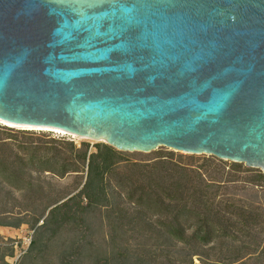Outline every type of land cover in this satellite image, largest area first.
I'll use <instances>...</instances> for the list:
<instances>
[{
	"label": "water",
	"instance_id": "obj_1",
	"mask_svg": "<svg viewBox=\"0 0 264 264\" xmlns=\"http://www.w3.org/2000/svg\"><path fill=\"white\" fill-rule=\"evenodd\" d=\"M0 121L264 172V0H0Z\"/></svg>",
	"mask_w": 264,
	"mask_h": 264
},
{
	"label": "rangeland",
	"instance_id": "obj_2",
	"mask_svg": "<svg viewBox=\"0 0 264 264\" xmlns=\"http://www.w3.org/2000/svg\"><path fill=\"white\" fill-rule=\"evenodd\" d=\"M97 145L105 144L0 124V213L13 212L0 214V223L14 225H0V264H115L112 258L123 263L126 257L132 264L144 255L138 250L143 244L170 240L159 226L170 217L164 206H174L169 197L179 199L186 188L202 191L206 206L220 220L213 243L190 251H197L195 264L199 259L264 264V172L212 156L164 147L148 154L116 151L113 172L104 177L105 199L98 197L84 211L71 205L50 219L55 206L82 195L88 169L81 157L86 150L96 153ZM63 163L70 172L54 174ZM143 189L153 193L152 201L161 197L158 202L164 205L146 199L139 204ZM187 207L197 214L204 209L190 202ZM196 213L179 220L187 238L196 227Z\"/></svg>",
	"mask_w": 264,
	"mask_h": 264
},
{
	"label": "trees",
	"instance_id": "obj_3",
	"mask_svg": "<svg viewBox=\"0 0 264 264\" xmlns=\"http://www.w3.org/2000/svg\"><path fill=\"white\" fill-rule=\"evenodd\" d=\"M33 131V130H31ZM49 132V131H47ZM58 134V133H57ZM62 135V134H61ZM69 136V135H68ZM96 153H91L89 151H85L82 154V161L83 163H87V180L84 185V191L82 195L79 196H71L63 201L60 205L55 206L50 212L49 216L50 219H53L57 212L62 211L63 209L67 210L71 207V205H79L81 206V210L84 211L87 208H90L93 205L97 204L98 197H102L105 199V187H104V177L113 172V168L116 162L117 153L112 148L106 145H97ZM0 166H4L2 161H0ZM61 171L56 172V175H62L64 173H68L69 165L63 163L60 167ZM53 173V172H52ZM16 173H14L15 175ZM17 181L18 176L15 177ZM12 184V183H10ZM177 184V183H176ZM14 189H23V187H18L17 184L13 183L11 185ZM28 189L32 186L30 184L26 185ZM177 186V185H176ZM181 185L177 186L180 187ZM26 187V188H27ZM37 187V193H38ZM27 190V189H26ZM186 191V193H184ZM155 195V194H154ZM153 193H150L149 190H144L140 193L139 204H143L144 199H146L149 203H159L158 199L159 196L155 195V201H152ZM206 196V195H205ZM184 197L186 199H184ZM176 202L174 206H170L172 203L169 202L168 211H169V219L166 222L160 223V230L169 235L170 240H167L162 243H155L154 245L143 244L142 247H139L138 250L144 252L142 257L132 260V264H151L158 262L157 264H195L193 262L192 256L195 255L197 251L194 253H190L191 250L196 248L208 247L213 243V238L216 236V225L219 224L220 220L216 218V214H213L210 209L206 206L208 202L207 196L204 197V193L202 191L196 190L195 188L190 189L186 188L185 190L182 189V192L179 193V199L176 197H169ZM85 201L84 205H81ZM157 200V201H156ZM206 200V201H205ZM193 204L195 207H204L201 210V213H196L193 211L192 208L187 209L188 203ZM160 205H164V201L159 203ZM171 209V210H169ZM13 213L12 211H4L0 214H10ZM197 214V221L195 223V229L190 237H185L184 228L180 225L179 220L184 219L187 220L192 214ZM249 218L253 219L252 217H247L249 222ZM3 226H10L13 227L12 224H1ZM227 232V230L225 231ZM224 245V243H222ZM215 249V248H214ZM213 250V249H212ZM157 252V253H156ZM172 252L180 253L181 256L174 257L171 255ZM261 258L264 257V248L260 252ZM130 258L126 257L123 258V263L116 260V258H112L111 263L115 264H130L128 260ZM235 262L227 263V264H234ZM198 264H225L222 261H205L199 259Z\"/></svg>",
	"mask_w": 264,
	"mask_h": 264
},
{
	"label": "bare ground",
	"instance_id": "obj_4",
	"mask_svg": "<svg viewBox=\"0 0 264 264\" xmlns=\"http://www.w3.org/2000/svg\"><path fill=\"white\" fill-rule=\"evenodd\" d=\"M0 124H2V125H4V126L12 127V128H18V129L45 130V131L55 132V133L62 134V135H69V134L64 133V132H62V131L54 130V129H46V128H31V127L13 126V125H10V124H7V123H4V122H1V121H0ZM69 136H71V137H75V136H72V135H69ZM84 140H85V139H84Z\"/></svg>",
	"mask_w": 264,
	"mask_h": 264
}]
</instances>
